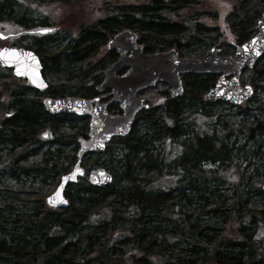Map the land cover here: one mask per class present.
<instances>
[{
	"label": "trees",
	"instance_id": "1",
	"mask_svg": "<svg viewBox=\"0 0 264 264\" xmlns=\"http://www.w3.org/2000/svg\"><path fill=\"white\" fill-rule=\"evenodd\" d=\"M74 1L0 0V31L10 23V34L17 35L13 45L38 55L48 84L38 91L0 66V264H264V97L257 93L264 92V57L240 75L253 94L235 105L237 122L210 113L208 106L217 103L201 99L217 75H181L183 94L174 100L168 85L157 83L160 107L142 109L126 136L94 152L112 182L98 187L81 178L65 190L67 206L46 204L44 184L68 171L60 159L86 137L88 117L50 114L42 101L97 96L95 87L117 55L109 49L93 59L113 35L131 30L145 54L174 49L191 57L212 47L234 52L217 27L199 21L193 0L103 4L102 15L76 35L51 29L36 39L22 36L46 24L45 17H31L35 6ZM249 5L239 0L226 16L235 45L256 33L264 13V2L259 9ZM60 35L69 39L45 52L47 41ZM182 107L190 117L182 118ZM110 112L120 111L112 106ZM190 128L195 134L177 155L158 154L163 136L170 145ZM35 156L38 161L27 162ZM75 159L73 153L68 163ZM6 178L17 186L4 185Z\"/></svg>",
	"mask_w": 264,
	"mask_h": 264
},
{
	"label": "water",
	"instance_id": "2",
	"mask_svg": "<svg viewBox=\"0 0 264 264\" xmlns=\"http://www.w3.org/2000/svg\"><path fill=\"white\" fill-rule=\"evenodd\" d=\"M40 29L36 30L39 34H46L50 30ZM256 29V34L247 42L236 45L232 54L221 55L219 49L210 48L204 54L191 58L179 56L174 49L145 54L134 32L124 29L116 33L107 46L118 57L104 70L103 80L95 90L98 93L110 90V102L118 105L119 114H109L108 104L100 102L98 98L66 96L43 101L44 109L50 114L67 112L89 117L87 136L78 141L76 161L70 171L61 175L55 190L46 197L47 205L53 208L67 206L64 192L68 185L75 184L83 177V158L91 152L104 151L112 137H124L130 132L137 114L148 106L144 99L137 96L140 91L163 82L169 86V99L174 100L183 94L182 74H216L219 77L204 95L205 102L239 104L247 101L253 93L252 88L249 85L240 86L238 78L247 63L253 67L264 57V14L257 21ZM5 37L0 32V39ZM3 49H14L16 52L0 55L1 67L10 69L14 76L25 79L36 90L47 88L41 61L34 51L24 47L0 46V50ZM112 179V173L103 167L87 173V181L93 186L108 185ZM261 189L264 191V183ZM50 197L54 203L49 202Z\"/></svg>",
	"mask_w": 264,
	"mask_h": 264
},
{
	"label": "rangeland",
	"instance_id": "3",
	"mask_svg": "<svg viewBox=\"0 0 264 264\" xmlns=\"http://www.w3.org/2000/svg\"><path fill=\"white\" fill-rule=\"evenodd\" d=\"M115 2L123 5L125 3H134L135 0H77L68 5H63L61 3L54 4V5L43 4L44 6H35L34 10L31 11L30 14H31V17L33 18H37V17L46 18V24H44L42 27H37V28H48V29H52L53 31L59 30V29L66 30L69 33V35L72 36V35H76L82 27H85V26L89 27L96 18L102 15V11H103L102 5L103 4H112ZM193 2L195 4L193 3L192 11L199 12V14L201 15V16L199 15L200 16L199 21L201 23H203L207 27H217L218 30L221 32L222 42H227V43L235 42V38L231 34L228 28V25L226 23V16L233 9H238L237 7H238L239 0H193ZM263 2L264 0H250V5L248 8L249 9H253V8L259 9V7L262 8ZM37 8L40 11H36ZM7 24L6 23L2 24L4 26V28H2V31L6 32L7 34H6L5 39H0V46L1 47L2 46L20 47V46L13 45V41L15 40L14 38L17 35L10 34L13 27L10 26V23H7ZM22 36H28L29 38L33 37L34 39L39 38V35L37 33L23 34ZM68 39H69V36H67L66 38H63V35L56 36V37L52 36L50 41H47L46 43V48L44 49L45 52L47 53L54 52L60 49L66 43ZM108 42L109 40L106 42L105 46L100 48L99 52L96 54L95 58L93 59L94 61H97V59L100 60L107 53V51L109 50L107 48ZM202 54L204 53L202 52ZM202 54H198V55H202ZM221 55H226V54H221ZM195 56L196 55L191 56V57H195ZM191 57H186V58H191ZM152 88H154V90H151V91L144 89L143 93H140L141 95L140 97L143 98L144 101L147 103L148 105L147 108L149 107L153 109L155 107H160V105L164 101V97L160 95L159 87H156V88L152 87ZM207 91H204L201 95V99L203 101H204V95L207 93ZM257 93H258V97L260 98L264 97V92L260 88L258 89ZM98 97H100V101L110 105V97L107 93H102L98 95ZM57 98H62V97H57ZM213 103H217V104L208 106V110L210 111V113H215L218 116H221L222 117L221 119H224V120L226 118L229 119V122H227L229 124L230 123L233 124L234 121L237 122L238 117H239V112H240L237 106L229 104L227 102H221V101L219 103L218 102H213ZM242 103H246V102H242ZM181 111H182V114H181L182 118L190 117L191 112L190 110L187 109V107H182ZM141 122L142 120L139 121L138 123L140 124ZM218 124L220 125V123ZM190 126L192 127L193 124H190ZM187 131L184 133V136L181 133V135H176L175 137H172L171 140L169 139L170 145L168 144V141H166L168 140L166 136H163L161 138V141L158 143L159 145L158 154L162 156L165 153H170L169 154L170 158L177 155L182 149V146H183L182 144L183 142H185L184 140L187 139L186 137L192 136L193 134H195V131L193 130V128H190L188 133ZM262 150L264 153V146L262 147ZM76 151L77 149L73 150V148L70 146V147H67L66 152L62 154V158L60 159V161H62L63 165L68 167V171L71 169L73 165V163L72 164L68 163L70 160V155H72L73 153L75 154ZM38 158L39 156L29 157V160H27V162L34 163L38 161ZM103 162H104V159L102 158V156H99L98 154L93 153V154L86 156L82 161V165L85 170V174L83 178L87 180V173L91 169H94L97 167H104L102 165ZM259 179L261 180V176H259L258 180ZM58 181H53L52 179H49L44 184L43 191H46L47 195H49L56 188ZM3 184L7 185V187L9 188H15L17 186L16 183H14L9 178H6ZM259 233H261V231H259ZM259 233H257L256 235H259Z\"/></svg>",
	"mask_w": 264,
	"mask_h": 264
},
{
	"label": "snow or ice",
	"instance_id": "4",
	"mask_svg": "<svg viewBox=\"0 0 264 264\" xmlns=\"http://www.w3.org/2000/svg\"><path fill=\"white\" fill-rule=\"evenodd\" d=\"M39 31H48V29H40ZM15 52H16V50H14V49H11V50L10 49H3V50H0V55H4L6 53L15 54ZM58 192H59V190H58ZM58 192H57V195H58ZM49 202L50 203H54V201H53V199L51 197L49 198Z\"/></svg>",
	"mask_w": 264,
	"mask_h": 264
},
{
	"label": "flooded vegetation",
	"instance_id": "5",
	"mask_svg": "<svg viewBox=\"0 0 264 264\" xmlns=\"http://www.w3.org/2000/svg\"><path fill=\"white\" fill-rule=\"evenodd\" d=\"M260 60H261V59H260ZM260 60H259V61H260ZM259 61H258V62H259ZM258 62H257V63H258ZM257 63H256L255 65H257ZM255 65H254V66H255ZM254 66H253V67H254ZM253 67H251V68H253ZM244 69H245V68H244Z\"/></svg>",
	"mask_w": 264,
	"mask_h": 264
}]
</instances>
